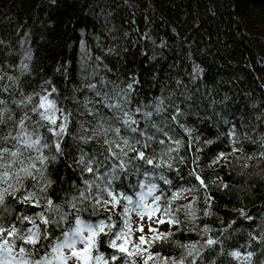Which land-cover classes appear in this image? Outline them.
Returning a JSON list of instances; mask_svg holds the SVG:
<instances>
[{"label": "trees", "instance_id": "1", "mask_svg": "<svg viewBox=\"0 0 264 264\" xmlns=\"http://www.w3.org/2000/svg\"><path fill=\"white\" fill-rule=\"evenodd\" d=\"M77 53L84 55L83 79ZM128 72L138 73L148 91L189 99L193 112L185 111L181 117L211 113L214 117L218 110L230 118L232 127L216 120L218 141L197 136L195 140L202 143L196 167L188 154L179 160L163 158L153 150L151 139L143 138L137 123L131 125L137 129L132 132L119 120L110 122L122 128L117 139L112 133L90 135L87 127L74 133L82 118L86 125L94 124L81 114L106 115L101 108L106 103L91 107V101L97 100L94 81L99 77V86L115 89L116 85L113 93L123 101L113 105L129 113L127 103H134L129 97L136 92L132 90L128 98L124 92ZM0 77V88L8 89L0 91V99L7 102L12 116L7 124H0V131L15 134V124L25 114L32 118L26 123L34 126L38 116L31 109L48 93L57 107L71 113L63 155L54 148L43 149L48 161L36 162L44 169L43 176L35 170L33 176L19 173L25 186L21 192H35L40 207L32 206L35 201L18 202L14 197L21 192H13L6 197L9 211L2 213L5 225L18 215L44 211L56 219L69 214L63 229L79 215L93 223L103 219L115 225L112 232L123 233L125 208L155 184L150 198L159 197L155 200L159 206L167 209L182 190L192 197L193 206L175 208L176 230L147 234L142 245L125 247L132 255L112 249V236L101 235L99 254L108 264H144L145 260L147 264H264V245L260 246L264 240V0H0ZM28 96L31 103H17ZM206 126L207 132L215 129ZM39 131L49 145L54 144L56 137L45 128ZM14 143L9 140L0 147L15 150ZM226 151L233 155L230 163L214 164V153ZM139 152L146 159L138 158ZM36 155L25 151L23 164L18 161L11 171L27 167L33 162L28 157ZM53 155L56 161L51 160ZM88 167L93 171L88 172ZM167 172L173 176L166 183ZM48 180L52 183L41 191ZM10 183L15 185V180ZM107 190L131 195L133 202L104 205L111 199ZM48 199L60 207L59 214L47 213ZM93 208L100 214L91 215ZM209 240L215 243L209 245ZM113 255L118 259L111 260Z\"/></svg>", "mask_w": 264, "mask_h": 264}, {"label": "snow or ice", "instance_id": "2", "mask_svg": "<svg viewBox=\"0 0 264 264\" xmlns=\"http://www.w3.org/2000/svg\"><path fill=\"white\" fill-rule=\"evenodd\" d=\"M0 79H3V77H0ZM9 79L12 78L9 77ZM132 87V84L128 85V89H132ZM7 90V88H0V91ZM55 91L56 89L53 88L52 92ZM50 95L51 93L41 95L39 103L31 109L38 116L34 126L33 123H26V121L31 122L32 118L25 114L23 118L16 122L15 128L18 131L15 134H13L12 130L7 133L0 131V144L9 140L15 142L13 144L15 150H11L8 147H0V185H6L0 190V264H70V262L71 264H108V260L105 259L104 255L99 254V238L101 235L112 236L109 241V247L112 249L132 255L124 247L123 243H118L124 238V234L120 231L112 232L111 229L115 228V225H110L103 219L93 223L82 219L79 215H75L73 223L68 228L63 229L61 224L62 222H67L69 214H62L59 219H56L54 215H46L44 211H41L34 216L18 215L15 221L10 220L5 225L2 213L3 211H9L5 203L6 197L13 192H21V189L25 187L19 173L22 172L26 176H33V170H35L36 173L43 176L44 169L37 168L36 164V162H39L40 165H44L49 159L48 156L44 155L43 149L54 148L57 154L63 155L64 153L62 147L63 137L68 134V118L71 113L65 114L63 109L57 107L54 99H49ZM31 101L32 97L28 96L17 103L26 105L31 103ZM111 107L120 108L124 116L127 117L123 123L128 125L132 132L137 131L136 128L131 127L137 121L121 105L116 104ZM57 113H60V115L58 116ZM11 119L12 116L7 107V102L4 99H0V124H7ZM40 128H45L48 133L56 137L54 144L49 145L46 142V137L39 131ZM115 131L119 133V128L115 129ZM124 143L127 144L128 141L124 140ZM25 151L36 152L38 155L35 157L29 156L28 159L33 162L29 163L27 167H20L16 173H13L11 169L18 161L23 164L21 157L24 156ZM138 158L146 159L143 152L138 153ZM51 160L56 161L57 156L53 155ZM80 163H83V157H81ZM147 163L152 164V160H147ZM87 171L92 172L93 169L88 167ZM197 178L199 179V177ZM11 180H15V185L10 183ZM165 182L167 183L168 181ZM51 183L52 181L48 180L41 191H45ZM140 187L143 188L144 185L141 184ZM155 187V184H153L149 187L148 193H139L141 200H143L144 195H150ZM107 194L111 199L104 200V205L110 203L113 206L119 205L121 200H125L128 203L133 202V197L123 192L117 195L112 190H107ZM35 197V192L28 191L26 193L21 192V196L14 197V199L20 203L35 201L32 206L40 207L39 200L35 199ZM154 200H159V197H154ZM96 203L100 204L101 201L97 200ZM71 207L75 209L76 204L73 203ZM127 211V208H125V212ZM47 213H60V207L53 205L51 199L47 200ZM99 214L93 208L91 215L96 216ZM26 223L31 226L26 227ZM57 229H60L59 235L56 234ZM106 229L108 231H105ZM141 241L143 242V237H141ZM214 243L215 241L213 240L208 241L209 245ZM232 255L239 257L240 254L234 252ZM251 255L252 253H248L249 257ZM110 259L115 261L118 257L113 255ZM148 259H151V255H149ZM144 264H147V260H145Z\"/></svg>", "mask_w": 264, "mask_h": 264}, {"label": "bare ground", "instance_id": "3", "mask_svg": "<svg viewBox=\"0 0 264 264\" xmlns=\"http://www.w3.org/2000/svg\"><path fill=\"white\" fill-rule=\"evenodd\" d=\"M91 4L92 1L87 2L86 6H90ZM83 57L84 55L81 53H77L75 57V59L79 61L81 66V71L79 72L81 79H83L85 76L84 71L86 68L85 63L83 62ZM128 74L131 75H126V78H129L126 79L127 83L125 84L124 92L126 93L127 98L132 90H135L136 92L135 97L134 94H131L132 98L129 97L131 100H134V103H127L129 107H131L129 115L137 121V125L141 130L143 138L151 139L153 150L159 155L161 154L163 158H168L169 160L176 158L179 160L188 154V156L186 157H189L190 160L193 159L192 163L196 167L198 164L196 160V154L197 152H200L198 147H200L202 143V141L199 142L195 140L197 136L200 135L202 137L200 138V140L207 142L218 141L217 138L219 136L217 135L218 127L216 126V120L221 121L222 119L223 122L227 124V128L232 127L230 118L227 117L224 113L223 116H221L218 110H215V116L217 115L216 118L215 116L213 117L212 113L206 115V117L201 115H193V118H189V115H183L181 117V113L185 111L189 114L190 112H193V110H191L192 104L189 102V99L187 100V98H185L182 94L177 95V97H167L166 95H164V92L157 89L156 91H148L146 84L142 80H140L138 73L128 72ZM100 79L101 78L99 77L96 79V81H99ZM96 81H94L97 86V90L94 89L96 93H94L93 90L92 92L96 95L97 100L93 99L91 101V105L93 104V106L91 107L100 106L106 103L105 105L101 106V108L105 107L106 115L99 113V116L96 115L95 117L87 115L85 113L81 114V116H89L88 120H90V122H94V124L86 125V121H84L85 119L82 118L81 121L76 123V125L74 126L73 132L77 133L78 130L81 129V127H87L86 130H88L90 135L96 134L98 136L102 135L105 137L106 135L109 136L112 133V137L117 139L120 133H117L115 129L119 128L120 130L122 128L120 124L118 126H115L113 124L110 125L109 123H115L116 120H119V123H123L125 116L120 108L114 109L112 107L111 109V106L114 103H118L119 101L121 102L123 100L117 99L119 98V96H117L116 94L119 93H113V91L116 89L115 84H113V86H115L114 89V87L108 88L105 86H99L100 84ZM129 84L133 85L132 89H128ZM136 88L138 89L137 91ZM184 89L185 88H183V90ZM89 90L91 91L90 88ZM137 109H139V111H137ZM206 124H210V126H213V128L215 129L211 128V130L208 131L210 133H208L206 131ZM205 132H207L208 135L203 137ZM170 137H173L174 139L171 142L164 143L166 140L170 139ZM225 153H227V151L214 153L213 157H215V161H213V163H230V159L233 158V155L231 153ZM172 176L173 174L168 172L164 174L166 181H169ZM138 200H141V198L136 199L135 202H137ZM192 206L193 201L188 206V208L191 209ZM262 245H264V240L262 241V243H260V246ZM258 250H260V247L258 248ZM261 260H264V257L261 258Z\"/></svg>", "mask_w": 264, "mask_h": 264}, {"label": "rangeland", "instance_id": "4", "mask_svg": "<svg viewBox=\"0 0 264 264\" xmlns=\"http://www.w3.org/2000/svg\"><path fill=\"white\" fill-rule=\"evenodd\" d=\"M185 192V190L180 191L175 202L168 209L158 206L150 198V195H144L145 199L134 202L131 208H127L128 211L126 212V220L123 226L124 238L118 243H123L124 247H127L130 243L136 246L142 245L141 237L147 234L165 235L176 230L179 222L175 215V208L178 206H189L192 203V197ZM143 247L146 249L145 245Z\"/></svg>", "mask_w": 264, "mask_h": 264}]
</instances>
